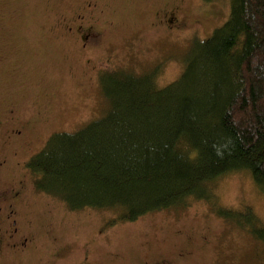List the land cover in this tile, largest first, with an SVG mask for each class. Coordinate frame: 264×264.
Returning a JSON list of instances; mask_svg holds the SVG:
<instances>
[{
	"label": "rangeland",
	"instance_id": "374dc122",
	"mask_svg": "<svg viewBox=\"0 0 264 264\" xmlns=\"http://www.w3.org/2000/svg\"><path fill=\"white\" fill-rule=\"evenodd\" d=\"M229 6L230 0H0V192L9 190L2 206L12 211L2 231L16 220V237L33 240L26 250L2 251L0 264H264V244L204 201L116 222L114 211H72L38 191L27 167L55 133L75 132L107 110L103 74L154 70L168 84L190 44L222 25ZM215 190L220 207L250 205L264 225V194L246 174L217 181Z\"/></svg>",
	"mask_w": 264,
	"mask_h": 264
},
{
	"label": "trees",
	"instance_id": "16d2710c",
	"mask_svg": "<svg viewBox=\"0 0 264 264\" xmlns=\"http://www.w3.org/2000/svg\"><path fill=\"white\" fill-rule=\"evenodd\" d=\"M182 63L164 85L154 70L103 74L107 110L29 159L36 188L72 211H114L116 222L204 201L264 244L254 209L220 207L215 190L241 173L264 194V0H230L228 19Z\"/></svg>",
	"mask_w": 264,
	"mask_h": 264
},
{
	"label": "flooded vegetation",
	"instance_id": "af4514ba",
	"mask_svg": "<svg viewBox=\"0 0 264 264\" xmlns=\"http://www.w3.org/2000/svg\"><path fill=\"white\" fill-rule=\"evenodd\" d=\"M170 14L173 16L169 21L173 22V20L176 18L177 15L174 11H171ZM88 37H89V35H88ZM18 133L21 134V130H18ZM9 137H11V134L8 135V138ZM4 163L5 162H2L0 164L1 169L4 168V165H5ZM8 191L9 190H6L4 192H0V254L4 250L13 249V248L26 250L25 247L28 246V242L33 241L29 238H25V239L23 238V240H19V238L16 237L17 233L19 232L17 225H16V222H17L16 220H14L12 222L11 227H13V229L11 228V230L6 229V230H4V232L2 231V226H3L2 224L3 223H10V221L7 222V220L11 219V212L12 211L9 210V208H10L9 205H7L8 207L6 205L4 207L2 206V202H4V204H5V201L7 200V198L10 195V194L8 195V193H9Z\"/></svg>",
	"mask_w": 264,
	"mask_h": 264
}]
</instances>
